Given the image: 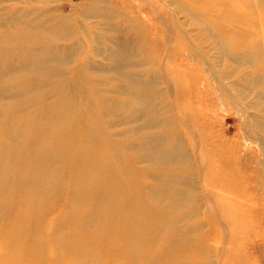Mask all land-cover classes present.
Here are the masks:
<instances>
[{"label": "bare ground", "instance_id": "1", "mask_svg": "<svg viewBox=\"0 0 264 264\" xmlns=\"http://www.w3.org/2000/svg\"><path fill=\"white\" fill-rule=\"evenodd\" d=\"M174 1L199 30L200 57L223 60V69H201L191 51L173 56L172 39L149 60V78L116 87L117 98L63 68L76 47H60L69 38L60 24L72 17L52 26L11 18L22 33L0 32V264H257L250 250H259L264 225V159L249 141L263 151L264 0ZM91 6L107 8L102 0ZM9 20L0 13L1 27ZM48 42L55 54L22 46ZM255 91L257 102L242 109L246 143L226 137L231 126L205 153L211 122L190 120L180 101L217 99L225 110L227 95L249 102Z\"/></svg>", "mask_w": 264, "mask_h": 264}, {"label": "rangeland", "instance_id": "2", "mask_svg": "<svg viewBox=\"0 0 264 264\" xmlns=\"http://www.w3.org/2000/svg\"><path fill=\"white\" fill-rule=\"evenodd\" d=\"M102 1L106 2L107 8L104 10L102 8L97 11L96 8L91 6L95 4V0H0V13L4 15L5 18L10 19L6 27L0 26V32L7 31L13 35L22 33L20 29L16 28L20 26L12 24L13 20L11 18H23L26 23H36L38 25H40L41 22H48L51 20L48 26H52L59 22L60 18L63 16L72 17V21H69L67 25L63 23L60 24L61 27H65L63 30L61 29L62 34L69 35L68 39H63L59 43L60 47H76L73 57L70 59V62H68V65H66L67 67L63 68H66L69 72L81 70L84 78L90 80V82L86 83L87 88L99 85L98 88L101 93L107 94L110 98L118 97L114 92L116 87H127L131 83V80L137 78H139L138 80H144V74L147 76V70L151 69L150 65H148L150 64L148 63L149 60L158 56L159 52L161 56L165 55L172 39L173 42H175L174 49H172L173 56L181 52L183 56H187L188 51H191L198 57L202 67L201 69L208 71L212 69V64L220 65V70L223 69V63H226L223 60L220 62L219 58L216 59L209 56H205V58L200 57L202 52L197 48L198 44L194 38L199 30L191 26L190 22H188L187 14L184 9L185 6L175 4L174 0ZM102 15L108 19L109 23L102 21ZM118 26L120 27L119 30L123 33L120 37H116L117 34L113 32V29H118ZM199 39L202 40L203 37H199ZM165 40H168V42ZM18 46L19 45L16 44H3V47L7 49H15ZM22 46L26 49H32V47L38 49L45 46L44 50L50 49L49 55L55 54V52H51L53 48L49 42L48 45L39 43L37 45L23 44ZM121 46L122 48H126L127 51L123 52L120 49ZM112 54L118 55L120 58L114 61L111 57ZM118 61L120 62L119 66L124 69L125 77L122 79H117L119 77L116 71H114L116 69L115 67L118 65ZM6 63H8V65L12 64L18 66V63H14L11 59H8ZM147 78L149 77L147 76ZM188 81L189 78L187 77L184 82ZM216 82L215 80V83ZM167 84L166 81L159 78L157 88L165 94L171 102L173 93L170 90V85L168 84L167 86ZM215 85L217 92L222 91L219 83ZM226 97L224 101L225 110L221 108L219 103H216L217 99L215 100L216 102H214V106L209 105V103H205V105L201 103L193 104L195 100L188 99L189 96L187 101H180L182 108H185L187 113H191L189 115L190 120L191 115L195 117L198 115L199 119L204 117L211 122V126L206 129L209 133V141H207V143L200 142L205 148V153L207 147L213 148V144L218 145L220 141L225 139V137H221L222 129L231 126L233 130L226 137L238 141L241 145L246 143L247 129L245 119L242 116V109L245 106H251L250 102H257V91L253 94L251 93L248 99L249 102H247V100L241 102L242 99L237 97L235 93L230 96L227 95ZM92 99L94 100V106L97 105V98L93 95ZM98 108L94 107V113L98 117L99 123L106 131L104 121L100 118V110ZM262 109H264V103L259 107L260 111ZM250 111L258 113V111L254 109ZM182 133L190 153H193L194 146L192 145L191 134L189 132L187 133L185 130H183ZM258 133V135L261 134V132ZM156 134L159 133L156 132ZM258 141V139L252 142L249 141V146L256 151V154H261L262 159H264V148L262 151V146ZM208 155L210 156V153H208ZM198 169L199 167L196 166L195 170L197 171ZM255 244L259 250L256 248L253 250L257 257L254 256L252 249L250 250L252 252V259L256 260L257 264H264V225L260 229V234L255 239Z\"/></svg>", "mask_w": 264, "mask_h": 264}]
</instances>
